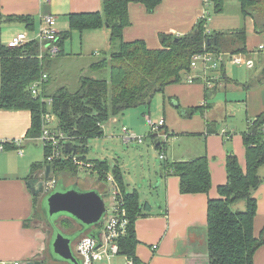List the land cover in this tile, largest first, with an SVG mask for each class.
Instances as JSON below:
<instances>
[{"label": "crops", "instance_id": "crops-1", "mask_svg": "<svg viewBox=\"0 0 264 264\" xmlns=\"http://www.w3.org/2000/svg\"><path fill=\"white\" fill-rule=\"evenodd\" d=\"M213 1L161 0L152 13H148L141 4H130L128 8L129 25L123 29V40L143 41L151 50L161 48L160 35L182 37L191 32L201 19L206 20L208 35L235 33L242 28L245 31V52L222 53L226 58H240L241 62L236 64L228 60L223 67L212 71V87L207 88L203 84L199 68L190 72L196 77L195 81L167 86L162 95L153 99L148 109L127 111L102 125L101 137L111 135V128L118 124L145 137L149 132V120H163L165 124L163 131L167 141L164 145L159 144L160 149L158 144H154L159 155L164 154L165 160L159 167L148 168L149 174L142 168L139 175L149 189L137 188L136 183L127 181L122 174L125 192L135 191L143 205V214L134 223L138 241L134 252L138 263L208 264L207 203L219 198L218 188L227 182L225 164L228 156L234 155L245 170L243 135L264 111V48H259L264 46V32L257 33L253 20L241 15L238 0H235L233 13L229 12L227 0H222L221 11L215 12ZM102 4L103 0H0V47H6L20 32H25L28 44L38 45L36 38L43 16H53L55 30L61 34L69 30V15L102 14ZM20 16H28L31 24L20 21L17 18ZM109 36L107 27L79 33L81 45L84 42V48L94 57L109 51ZM82 48L83 45L81 51ZM62 49L57 57L44 58L40 63L49 80L45 83L44 92L50 93L62 83L54 84L51 78L58 71L60 60L65 56L71 60L82 55L73 53L72 48L68 54L66 47ZM201 106H204L202 113L201 110L192 115L186 112ZM31 125L29 110L0 109V142L5 144L0 150V264H25L31 260L43 262L48 250L50 238L45 228L35 221L41 197L33 196L27 187L29 177L36 172L42 173L45 165V150L40 136L28 135ZM201 156H206L209 161L211 188L205 194H182L179 178L169 174L164 164ZM100 161L108 162L105 158ZM111 165L116 166V163ZM260 173L263 183L253 195L257 202L253 220L256 238L264 228V168ZM51 175L55 181L61 180L66 186L74 185L82 191L96 190L100 195L106 191L96 174H92L95 179L86 177L81 180L77 179V174L59 173L55 176L51 169ZM143 190L151 192L149 201L143 198ZM118 258L125 264L124 255H118ZM253 264H264V245L255 251Z\"/></svg>", "mask_w": 264, "mask_h": 264}, {"label": "trees", "instance_id": "trees-1", "mask_svg": "<svg viewBox=\"0 0 264 264\" xmlns=\"http://www.w3.org/2000/svg\"><path fill=\"white\" fill-rule=\"evenodd\" d=\"M213 2L215 12H220L222 0ZM134 3L143 5L148 13H152L161 0H103L102 14L77 13L68 16L69 30L59 34L61 52L65 41L70 39L74 31L82 33L107 27L110 33L109 51L90 63L88 70L91 75L80 77L78 87L74 90L67 87H60L50 93L42 90L39 97H32L30 86L42 74H46L37 58L38 45L30 43L15 49L0 47V109L29 110L32 114V125L28 135L39 137L41 117L48 110V106L41 99L49 98L50 110L58 121L57 129L69 138L63 148L69 158L51 163L55 173L67 171L76 175L78 171L72 157L76 155L80 160L86 161V143L89 139L102 136V125L127 111L148 109L153 99L162 95L167 86L186 81L193 55L204 50L230 52L231 55L245 52L244 28L235 33L208 35L205 31L206 20L202 19L191 32L177 40L171 35H160L159 49H148L143 41L125 42L122 33L129 25V5ZM238 3L241 15L250 17L255 31L263 33L264 0H238ZM17 18L27 25L31 24L28 16ZM228 60L229 57L225 59L226 62ZM203 107L186 112L192 115L201 110L202 113ZM263 125L264 111L243 135L245 170L240 167L234 155L228 156L225 164L227 182L218 188L219 198L207 203L208 264H253L255 251L264 245V228L258 238L253 234V220L257 211V202L253 195L263 183L260 173L264 168V134L261 132ZM148 136L154 144L159 143L150 133ZM160 145L158 149L161 148ZM44 150L46 164L50 149L44 146ZM90 162L95 164L100 181L104 180L108 172H112L120 188L129 224L126 235L118 241L119 252L132 257L135 264H138L134 252L138 243L134 223L143 214L139 196L135 191L125 192L122 174L116 166L107 161ZM164 168L169 174L179 178L182 194H205L211 188L209 161L206 156L166 162ZM240 201L245 203L244 211L232 210V205Z\"/></svg>", "mask_w": 264, "mask_h": 264}, {"label": "built area", "instance_id": "built-area-1", "mask_svg": "<svg viewBox=\"0 0 264 264\" xmlns=\"http://www.w3.org/2000/svg\"><path fill=\"white\" fill-rule=\"evenodd\" d=\"M36 42L38 43L37 58L39 61H42L44 58H55L60 54V47L58 44L59 34L55 30V19L53 16L46 15L42 17ZM26 44H28L26 34L25 32H20L11 38L6 47L15 49L23 47ZM259 48L263 49L264 46H260ZM225 59L226 57L222 53L204 50L192 56L190 72L200 68L203 84H205L207 88L212 87L213 77L210 74L212 71L219 69ZM229 59L232 63L238 64L241 62L240 58L230 56ZM195 79L196 77L194 75L188 74L186 82L192 83ZM46 81L47 75L42 74L37 81L32 83L29 88L32 97L37 98L40 96ZM41 102L49 107L48 110L42 114V127L39 137L43 146L50 149V154L46 157L47 163L51 164L56 160L65 161L69 158V155L64 153L63 148L64 144L69 141V138L57 129V118L50 110L51 99L42 98ZM164 125L163 120H149L150 135L154 136L159 143H165L167 141V135L163 131ZM261 132L264 134V125L261 128ZM121 135L124 143L134 142L141 144L143 142V136L137 135L126 126H122ZM4 145L3 142H0V150L4 148ZM159 158L160 160H165L164 154H160ZM72 161L74 165H76L78 172L98 175L95 164L92 162L80 160L76 155L72 157ZM101 184L106 189L105 192L101 193L103 201L106 197H109L110 207L107 208L104 204L105 216L103 217V222L101 225L95 227L100 233L99 238L93 239L84 235L75 242L74 247L72 246L74 255L82 264H111V260L115 258V256L121 255L118 241L126 235L127 226L129 224L121 191L112 172H108L105 175ZM54 185V181H46L42 190L43 194L51 191ZM153 248L156 249L157 247L153 246ZM124 258L125 264H135L132 257L124 255Z\"/></svg>", "mask_w": 264, "mask_h": 264}, {"label": "rangeland", "instance_id": "rangeland-1", "mask_svg": "<svg viewBox=\"0 0 264 264\" xmlns=\"http://www.w3.org/2000/svg\"><path fill=\"white\" fill-rule=\"evenodd\" d=\"M235 2V0H227V5L230 13H233ZM82 45L83 48L81 51ZM82 45L81 38L79 37V33L77 32H75L74 35L65 42L64 47H66V54L70 53L72 48L73 53H82V55H77V57H74L71 60H69L68 56H65L64 59L58 62V71H56L54 76H51V78H53L52 80L54 84L62 82L57 86V88L63 86L69 88L70 90H74L78 87V80L80 79V77L91 75V72L87 68L88 64L101 57L103 53H100V55L98 54V57H94L92 53H88L89 51H86V49L84 48V42ZM121 128V125L118 124V126H116L115 128H111V135L89 139L86 143L87 152L84 156L89 160L97 159L100 161L101 159L105 158V160L107 159L111 164L116 163V167L119 166L118 169H121V174H125L127 181L130 180L133 182V184L136 183L137 188L141 187L142 189H149L148 186L141 182V178L139 177V175L142 174V168L148 170V168L150 167H159L163 163V161L159 159V151L156 150V148L154 147V143L148 136L150 132L146 134L147 136H143V142L141 144H137L134 142L124 143L121 137ZM148 172L149 170L147 171V174H149ZM59 173L61 175L69 174V172L67 171H62ZM58 174L55 173V176H58ZM86 177L95 179L94 177L96 176L92 174L86 176V174H84L83 172L77 173V179L82 180ZM72 186L74 185L66 186L64 182L61 181V185L57 186V188H67ZM144 191L146 190H143V198L149 201L151 192H149V190H147V192ZM104 204L107 208L110 207L109 197H106V199L104 200ZM45 205L41 209L40 204V210L35 216V221L39 222L43 226V228H45L46 233L50 238L51 230L49 228V225L44 220V218L48 216L47 207ZM231 208L234 211H244L245 203L244 201L237 202L236 204L232 205ZM72 224L73 222L67 216H60L57 221L58 227L66 233H71L76 230V226ZM78 238L75 237L73 239V247L75 246V242ZM43 262L45 264H56L51 263L49 257L47 256V253L43 259ZM111 264H122V261L120 258H118V256H115V258L111 260Z\"/></svg>", "mask_w": 264, "mask_h": 264}, {"label": "water", "instance_id": "water-1", "mask_svg": "<svg viewBox=\"0 0 264 264\" xmlns=\"http://www.w3.org/2000/svg\"><path fill=\"white\" fill-rule=\"evenodd\" d=\"M51 169L52 165L46 163L42 173H34L27 181V187L31 194L41 197V209L45 204L47 207L48 216L44 220L51 230L47 255L53 263L82 264L73 254L72 241L75 237L78 238L83 234L93 239L99 238L100 233L95 227L103 222L105 216L104 201L96 190L82 191L76 186L58 189L57 186L61 185V180L55 181L51 175ZM46 181H54L55 186L51 191L43 194L42 190ZM60 216L70 218L77 229L71 233L62 231L57 225ZM25 264L45 263L41 260H31Z\"/></svg>", "mask_w": 264, "mask_h": 264}, {"label": "flooded vegetation", "instance_id": "flooded-vegetation-1", "mask_svg": "<svg viewBox=\"0 0 264 264\" xmlns=\"http://www.w3.org/2000/svg\"><path fill=\"white\" fill-rule=\"evenodd\" d=\"M84 235H85V234L81 235L80 237H82V236H84ZM80 237H79V238H80ZM79 238H78V239H79ZM78 239H77V240H78ZM77 240H76V241H77ZM73 254H74V253H73ZM74 256H75V255H74ZM75 257H76V256H75ZM76 258H77V257H76ZM77 259H78V258H77ZM51 263H53V262H51ZM56 264H64V263H56Z\"/></svg>", "mask_w": 264, "mask_h": 264}]
</instances>
